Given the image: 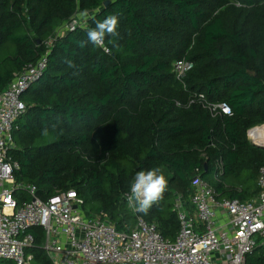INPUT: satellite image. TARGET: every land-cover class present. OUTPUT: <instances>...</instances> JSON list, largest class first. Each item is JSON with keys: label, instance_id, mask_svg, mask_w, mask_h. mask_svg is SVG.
<instances>
[{"label": "trees", "instance_id": "16d2710c", "mask_svg": "<svg viewBox=\"0 0 264 264\" xmlns=\"http://www.w3.org/2000/svg\"><path fill=\"white\" fill-rule=\"evenodd\" d=\"M236 1L242 5L0 0V92L16 73L47 58L22 96L27 110L16 122L10 150L19 164L17 181L34 184L43 200L75 190L88 217L105 213L123 230L139 216L170 239L180 230L176 195L193 211L196 178L209 182L218 197L256 198L264 149L247 132L264 124V0ZM83 10L89 13L85 24L62 34ZM110 15L118 17L119 35L106 36L109 51L91 43L80 47L87 30ZM184 57L194 66L180 80L174 63ZM221 103L230 114L208 107ZM156 167L167 175L164 198L147 215L134 213L123 194L136 172ZM30 232L32 264H53L43 249V229ZM246 264H264V237Z\"/></svg>", "mask_w": 264, "mask_h": 264}, {"label": "built area", "instance_id": "2783aa9c", "mask_svg": "<svg viewBox=\"0 0 264 264\" xmlns=\"http://www.w3.org/2000/svg\"><path fill=\"white\" fill-rule=\"evenodd\" d=\"M236 6L242 4L230 0ZM77 17L60 32L85 24ZM47 44L50 46L51 41ZM47 58L14 75L0 92V261L32 264L27 250L35 242L33 227L44 231L43 249L53 264H246V257L264 237V166L258 177L259 195L242 201L218 197L216 189L197 178L191 197L193 211L183 197L176 195L174 210L180 219L175 239L165 237L155 223L137 218L132 229L119 230L105 213L88 217L83 199L75 190L58 191L49 200L38 196L34 184L18 182L16 163L10 150L14 146L17 120L26 112L24 91L46 69ZM194 63L184 57L174 63L182 80ZM200 98H204L200 94ZM231 113L226 103L208 106ZM264 124L247 132L252 143L263 144ZM223 172L220 164L215 174ZM134 211V210H133ZM134 213H137L134 211Z\"/></svg>", "mask_w": 264, "mask_h": 264}, {"label": "clouds", "instance_id": "9594fccd", "mask_svg": "<svg viewBox=\"0 0 264 264\" xmlns=\"http://www.w3.org/2000/svg\"><path fill=\"white\" fill-rule=\"evenodd\" d=\"M79 15L85 20L89 17L87 10L81 11ZM117 26L118 17L115 15L107 16L102 21H97L95 27L88 29L86 40L79 41L78 45L85 47L91 43L108 52L109 49L105 47V38L106 36L118 37ZM66 63L69 67H74L70 60H67ZM46 133L47 130L45 129L44 134ZM167 187L168 181L159 167L141 170L136 172L130 183V190L123 194V198L127 201L129 208L147 215L153 206H159Z\"/></svg>", "mask_w": 264, "mask_h": 264}, {"label": "rangeland", "instance_id": "374dc122", "mask_svg": "<svg viewBox=\"0 0 264 264\" xmlns=\"http://www.w3.org/2000/svg\"><path fill=\"white\" fill-rule=\"evenodd\" d=\"M79 13H80V12H79ZM79 13H78V15H77V18L80 19V20H85V19H83V18L80 17ZM261 132H264V129H262ZM165 177H166V179H167V175H165ZM34 264H44V263H43L42 261H35Z\"/></svg>", "mask_w": 264, "mask_h": 264}, {"label": "water", "instance_id": "95a60500", "mask_svg": "<svg viewBox=\"0 0 264 264\" xmlns=\"http://www.w3.org/2000/svg\"><path fill=\"white\" fill-rule=\"evenodd\" d=\"M108 4H109V1L106 2V5H108ZM253 145L256 146V147H259V148L264 149V145H263V144H256V143H253ZM196 179H197V178H196Z\"/></svg>", "mask_w": 264, "mask_h": 264}, {"label": "bare ground", "instance_id": "6f19581e", "mask_svg": "<svg viewBox=\"0 0 264 264\" xmlns=\"http://www.w3.org/2000/svg\"><path fill=\"white\" fill-rule=\"evenodd\" d=\"M260 139H262L264 141V132H260Z\"/></svg>", "mask_w": 264, "mask_h": 264}]
</instances>
